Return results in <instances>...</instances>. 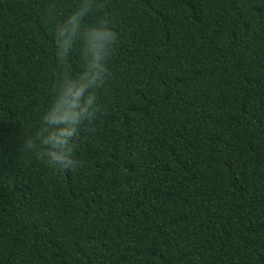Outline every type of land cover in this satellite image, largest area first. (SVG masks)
Returning a JSON list of instances; mask_svg holds the SVG:
<instances>
[{"label":"trees","instance_id":"16d2710c","mask_svg":"<svg viewBox=\"0 0 264 264\" xmlns=\"http://www.w3.org/2000/svg\"><path fill=\"white\" fill-rule=\"evenodd\" d=\"M51 2L0 0V264H264V0H104L116 50L72 170L21 150Z\"/></svg>","mask_w":264,"mask_h":264},{"label":"clouds","instance_id":"9594fccd","mask_svg":"<svg viewBox=\"0 0 264 264\" xmlns=\"http://www.w3.org/2000/svg\"><path fill=\"white\" fill-rule=\"evenodd\" d=\"M111 15L104 0H53L36 17L51 59L46 98L26 126L21 150L51 169L78 166L81 135L101 112L100 96L116 50Z\"/></svg>","mask_w":264,"mask_h":264}]
</instances>
